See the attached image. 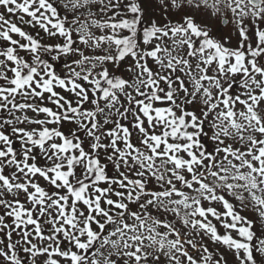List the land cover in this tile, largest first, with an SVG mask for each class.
I'll return each mask as SVG.
<instances>
[{
  "label": "snow or ice",
  "instance_id": "1",
  "mask_svg": "<svg viewBox=\"0 0 264 264\" xmlns=\"http://www.w3.org/2000/svg\"><path fill=\"white\" fill-rule=\"evenodd\" d=\"M0 264H264V0H0Z\"/></svg>",
  "mask_w": 264,
  "mask_h": 264
},
{
  "label": "rangeland",
  "instance_id": "2",
  "mask_svg": "<svg viewBox=\"0 0 264 264\" xmlns=\"http://www.w3.org/2000/svg\"><path fill=\"white\" fill-rule=\"evenodd\" d=\"M229 259H231V257H229Z\"/></svg>",
  "mask_w": 264,
  "mask_h": 264
}]
</instances>
